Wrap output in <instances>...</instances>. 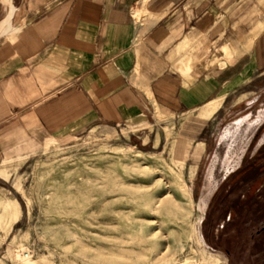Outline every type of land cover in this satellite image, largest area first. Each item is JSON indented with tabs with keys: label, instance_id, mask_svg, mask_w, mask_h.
Masks as SVG:
<instances>
[{
	"label": "rangeland",
	"instance_id": "1",
	"mask_svg": "<svg viewBox=\"0 0 264 264\" xmlns=\"http://www.w3.org/2000/svg\"><path fill=\"white\" fill-rule=\"evenodd\" d=\"M2 2L1 21L13 6ZM10 124L0 264H264V74L210 117L159 108L67 135Z\"/></svg>",
	"mask_w": 264,
	"mask_h": 264
},
{
	"label": "crops",
	"instance_id": "2",
	"mask_svg": "<svg viewBox=\"0 0 264 264\" xmlns=\"http://www.w3.org/2000/svg\"><path fill=\"white\" fill-rule=\"evenodd\" d=\"M11 1L0 127L23 136L210 117L264 74V0Z\"/></svg>",
	"mask_w": 264,
	"mask_h": 264
},
{
	"label": "bare ground",
	"instance_id": "3",
	"mask_svg": "<svg viewBox=\"0 0 264 264\" xmlns=\"http://www.w3.org/2000/svg\"><path fill=\"white\" fill-rule=\"evenodd\" d=\"M3 3V2H2ZM11 13V12H10ZM12 14V13H11ZM11 14L8 16V17H6V19H4L3 21H1V23H0V36L2 35V34H5V33H7V32H9L10 31V29H11V22H10V17H11ZM139 21V20H138ZM140 22V21H139ZM184 189V191H186V188L184 187L183 188Z\"/></svg>",
	"mask_w": 264,
	"mask_h": 264
}]
</instances>
